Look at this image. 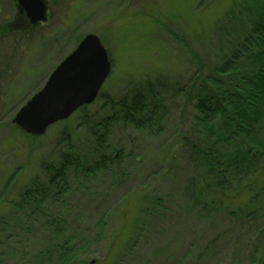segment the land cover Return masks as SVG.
Segmentation results:
<instances>
[{"label": "rangeland", "instance_id": "374dc122", "mask_svg": "<svg viewBox=\"0 0 264 264\" xmlns=\"http://www.w3.org/2000/svg\"><path fill=\"white\" fill-rule=\"evenodd\" d=\"M47 1L48 20L34 28L19 0H0V264H58L50 252L64 238L48 225L57 218L68 222L66 236L79 250L72 264L262 263L264 219L248 213L264 207L249 189L264 187V150L253 153L257 170L234 177L219 200L202 185L192 149L211 144L195 105L222 52L237 43L233 29L243 28L227 14L247 0ZM90 34L113 65L98 99L41 137L25 135L12 120ZM148 82L160 94V113L144 114L139 129L123 121L112 127L111 144L125 147V161L89 179L72 172L65 203L50 200L31 218L20 213L14 202L45 179L44 165L57 163L63 132L78 131L74 145L95 168L85 119L103 117L108 98Z\"/></svg>", "mask_w": 264, "mask_h": 264}, {"label": "trees", "instance_id": "16d2710c", "mask_svg": "<svg viewBox=\"0 0 264 264\" xmlns=\"http://www.w3.org/2000/svg\"><path fill=\"white\" fill-rule=\"evenodd\" d=\"M228 16L243 28L241 31L233 29L232 37L237 43L229 45L230 53L222 52L216 75L206 78L195 105L199 114L197 122L211 144L192 145L195 160L202 167V185L212 190L213 197L219 196V200H224L227 189L234 187V177L248 178L257 170L253 153L264 150V0H247L241 8H233ZM222 27V31L227 30ZM152 88L148 82L146 90L134 87L119 100L106 98L105 108H109L105 110L109 109L108 112L97 119L95 116L91 120L85 119L86 142H94L92 150L99 157L96 169L89 167L90 155L81 154L74 145L78 131L63 132V143L57 149V163L44 165L45 179L33 180L21 193L20 201L14 202L19 212L29 214L31 218L37 211L43 212L50 200L59 205L65 203L72 191V172H80L89 179L99 173H108L114 163H123L125 147L111 144L112 127L123 121L139 129L146 125L140 121L144 114L160 113L162 100L160 94L155 96ZM249 189L255 193L251 201L261 204L264 187L252 184ZM204 191L207 190L204 188ZM257 206L248 216L264 219V207ZM67 223L64 218L48 222L64 238L57 249L50 252L52 260L58 264H72L79 256V250L69 240L71 237L66 236ZM254 264H264V258L262 263L257 260Z\"/></svg>", "mask_w": 264, "mask_h": 264}, {"label": "water", "instance_id": "95a60500", "mask_svg": "<svg viewBox=\"0 0 264 264\" xmlns=\"http://www.w3.org/2000/svg\"><path fill=\"white\" fill-rule=\"evenodd\" d=\"M27 18L35 25L47 21L42 0H19ZM113 65L101 39L87 35L56 67L42 90L37 92L13 119L24 133L41 137L57 123L98 99L111 76Z\"/></svg>", "mask_w": 264, "mask_h": 264}, {"label": "flooded vegetation", "instance_id": "af4514ba", "mask_svg": "<svg viewBox=\"0 0 264 264\" xmlns=\"http://www.w3.org/2000/svg\"><path fill=\"white\" fill-rule=\"evenodd\" d=\"M44 3H45V5H46V8H47V14H48V11H49V5H48V1L47 0H42ZM21 6V5H20ZM22 8H25V7H23V6H21ZM26 17H27V15H26ZM27 20L29 21V23L31 24V26L32 27H38V26H41V25H43V24H45L46 22H43V23H38V24H35V25H33L31 22H30V20L27 18ZM48 20V19H47ZM4 37V36H3ZM0 38H1V36H0ZM27 103V102H26ZM25 103V104H26ZM12 124H13V120H12ZM14 125V124H13ZM16 126V125H15ZM17 127V126H16ZM18 128V127H17ZM19 129V128H18ZM20 130V129H19ZM26 135V134H25ZM28 136V135H27Z\"/></svg>", "mask_w": 264, "mask_h": 264}]
</instances>
